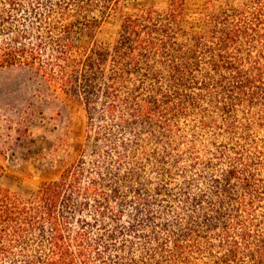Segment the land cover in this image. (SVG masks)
<instances>
[{
  "label": "trees",
  "instance_id": "obj_1",
  "mask_svg": "<svg viewBox=\"0 0 264 264\" xmlns=\"http://www.w3.org/2000/svg\"><path fill=\"white\" fill-rule=\"evenodd\" d=\"M124 2L0 0V71L87 119L29 195L0 145V264H264V0Z\"/></svg>",
  "mask_w": 264,
  "mask_h": 264
},
{
  "label": "rangeland",
  "instance_id": "obj_2",
  "mask_svg": "<svg viewBox=\"0 0 264 264\" xmlns=\"http://www.w3.org/2000/svg\"><path fill=\"white\" fill-rule=\"evenodd\" d=\"M169 0H125L122 13L142 8H165ZM205 0H186L188 16L202 10ZM119 30L113 21L104 34L112 41ZM86 112L80 102L55 90L32 69L12 67L0 71V145L6 156L4 186L29 195L45 181L57 179L63 162L82 144Z\"/></svg>",
  "mask_w": 264,
  "mask_h": 264
}]
</instances>
